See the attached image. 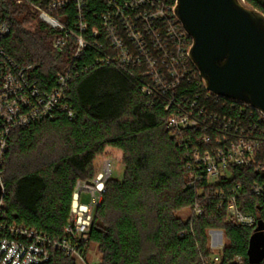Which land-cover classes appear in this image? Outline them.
<instances>
[{"label":"trees","instance_id":"16d2710c","mask_svg":"<svg viewBox=\"0 0 264 264\" xmlns=\"http://www.w3.org/2000/svg\"><path fill=\"white\" fill-rule=\"evenodd\" d=\"M27 1L0 0V25L10 26L2 48L20 66L32 67L39 87L53 90L58 75L74 60L77 41L43 21L30 4L45 6L47 0ZM167 1L175 6L174 0ZM245 1L264 14V0ZM90 8L98 9L99 2L92 1ZM53 16L71 28L78 21L73 4ZM60 39L65 41L56 48ZM99 55L87 48L75 61L77 71L71 73L66 100L73 119L58 111L51 120L13 131L0 168V220L51 238L63 237L78 183L95 178L96 159L112 147L122 153L123 175L120 179L113 174L106 183L89 239L81 246L84 260L95 244L102 264H264V255L253 261L250 254L256 230L264 225V192L251 193L255 183H264V154L259 157L260 171L231 167L233 178L219 186L206 180L190 182L187 166L193 153L210 147L202 142L203 136L216 134L202 127L176 135L168 125L166 100L143 94L144 70L132 66V75L123 73L113 65L97 64ZM190 65L196 77L183 84L179 95H198L209 113L264 127L259 112L210 95ZM85 67L90 69L84 71ZM237 185L242 188L241 211L255 218L252 226L229 219L212 195L217 188ZM196 205L200 215L194 213ZM185 210L190 212L187 219L179 216ZM211 231L223 232L228 243L218 263L209 248ZM45 264L77 261L55 250Z\"/></svg>","mask_w":264,"mask_h":264},{"label":"built area","instance_id":"2783aa9c","mask_svg":"<svg viewBox=\"0 0 264 264\" xmlns=\"http://www.w3.org/2000/svg\"><path fill=\"white\" fill-rule=\"evenodd\" d=\"M24 1L27 0H19ZM92 1L99 2L98 9L90 8ZM30 4L40 11L43 21L75 38L77 49L73 62L58 75V86L53 90L42 88L33 78L32 67L20 66L3 50L2 43L10 33V26L8 23L0 25V168L13 131L51 120L58 111L73 119L74 112L66 102L68 82L71 73L77 71L75 61L87 48H92L101 54L96 58L97 64L113 65L130 75L132 66L144 70L147 80L143 94L154 100H166L165 109L170 112L168 125L176 135L202 127L216 134L215 137L203 136L202 142L210 147L193 153V160L187 166L190 182L206 180L210 185L219 186L223 180L233 178L231 167L260 171L264 127L209 113L198 102V95L194 99L179 95L183 84H190L196 77L189 58L192 40L175 17V6L167 0H47L45 6ZM71 4L78 15L74 28L53 16ZM64 41L58 40L55 47L59 48ZM89 69L85 67L84 71ZM118 161L116 157H107L92 181L78 183L63 237L51 238L0 220V264H45L55 250L84 260L81 246L89 239L106 183L113 176ZM241 191V185H237L231 189L217 188L212 195L219 200L220 208L226 209L229 219L252 226L255 218L244 214L239 206ZM263 192L264 183H255L251 189L255 195ZM84 194L87 195L85 201ZM3 199L0 210L4 206ZM194 213H202L199 205ZM214 261H220V254L214 255Z\"/></svg>","mask_w":264,"mask_h":264},{"label":"water","instance_id":"95a60500","mask_svg":"<svg viewBox=\"0 0 264 264\" xmlns=\"http://www.w3.org/2000/svg\"><path fill=\"white\" fill-rule=\"evenodd\" d=\"M174 1L175 17L192 40L189 58L207 92L264 116V14L245 0ZM263 231L260 224L252 239L253 261L264 255Z\"/></svg>","mask_w":264,"mask_h":264},{"label":"rangeland","instance_id":"374dc122","mask_svg":"<svg viewBox=\"0 0 264 264\" xmlns=\"http://www.w3.org/2000/svg\"><path fill=\"white\" fill-rule=\"evenodd\" d=\"M104 164H105L104 159L98 160L97 166H96L97 173L101 171ZM115 171L113 174L116 175L117 178L121 179L123 175V167H122V163H120L119 161L116 165ZM85 200H87L86 194L83 195V201ZM179 216L183 219H187L190 216V212L188 210H185L182 213H180ZM209 237H210V243H209L210 251L214 255L220 254L223 248L225 247V245L228 244L224 233L220 231H211L209 233ZM76 261H77V264H102V256L100 255L97 246L95 244H92L85 260L77 259Z\"/></svg>","mask_w":264,"mask_h":264},{"label":"crops","instance_id":"0c3cea01","mask_svg":"<svg viewBox=\"0 0 264 264\" xmlns=\"http://www.w3.org/2000/svg\"><path fill=\"white\" fill-rule=\"evenodd\" d=\"M107 157H116V158H118V160H119V162L121 163V159H122V153L119 151V150H117V149H114V148H112V147H107L106 148V150H105V153H104V155H102V156H99L97 159H96V161H95V169H96V166H97V162H98V160L100 159V160H105ZM116 172V171H115ZM98 174V173H97ZM96 174V175H97Z\"/></svg>","mask_w":264,"mask_h":264}]
</instances>
